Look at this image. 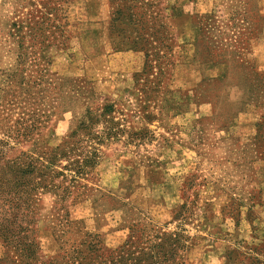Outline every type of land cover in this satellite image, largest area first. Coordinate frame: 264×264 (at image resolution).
I'll use <instances>...</instances> for the list:
<instances>
[{
  "label": "rangeland",
  "instance_id": "1",
  "mask_svg": "<svg viewBox=\"0 0 264 264\" xmlns=\"http://www.w3.org/2000/svg\"><path fill=\"white\" fill-rule=\"evenodd\" d=\"M15 1L0 0L4 89L17 67L16 44L6 34ZM153 3L154 27L168 25L160 41L170 50L157 45L149 56L154 67L141 74L143 52L112 48L109 1L72 2L76 38L47 49L43 81L28 94L8 87L7 98L20 97L21 108L5 103L1 117L19 112L32 125L11 144L29 152L55 147L87 107L113 104L120 133L99 145V163L81 180L88 188L64 203L80 230L101 234L113 249L133 224L150 222L194 237L184 264L264 261V143L255 127L264 104V0ZM52 201L45 194L36 205L35 238L46 256L58 247ZM10 252L0 238V258Z\"/></svg>",
  "mask_w": 264,
  "mask_h": 264
},
{
  "label": "trees",
  "instance_id": "2",
  "mask_svg": "<svg viewBox=\"0 0 264 264\" xmlns=\"http://www.w3.org/2000/svg\"><path fill=\"white\" fill-rule=\"evenodd\" d=\"M74 1H15L18 8L8 22L6 34L16 44L17 67L7 74L5 89L0 86V107L6 103L8 109H20L21 98L9 100L8 87L15 86L28 94L43 81L45 68L42 66L49 63L45 61L47 49L65 47L71 37L76 38L68 20L69 7ZM108 1V31L117 41L112 43V48L115 51L124 47L143 52L145 65L141 74L147 73L154 67L149 56L158 54L160 46L157 45L170 50L163 39L160 41L161 32L168 30V25L159 23L154 27L153 20L158 16L154 17L150 11L154 0ZM154 43L156 46H152ZM262 109L255 127L257 140L264 143V104ZM113 112L114 105L110 103L87 107L69 135L57 146L38 152L17 151L11 144L18 142L32 128V125H24L25 120L19 112L15 119L0 115V238L11 250L9 256L0 258V264L185 263L184 257L194 239L185 233V229L166 231L150 222H140L129 227L126 240L112 249L104 246L101 234L81 231L64 209L67 198L80 197V194H74L77 188H88L81 180H85L99 163V145L120 133L111 115ZM13 151L16 154L9 157L8 153ZM45 194L52 197L54 218L59 220L52 226L59 228L55 238L58 247L49 256L42 254L35 238L36 205ZM71 232L73 240L66 238ZM244 259L249 260V264H264L257 257L244 256ZM240 264L245 263L240 261Z\"/></svg>",
  "mask_w": 264,
  "mask_h": 264
}]
</instances>
